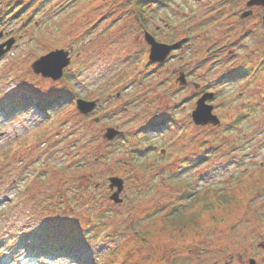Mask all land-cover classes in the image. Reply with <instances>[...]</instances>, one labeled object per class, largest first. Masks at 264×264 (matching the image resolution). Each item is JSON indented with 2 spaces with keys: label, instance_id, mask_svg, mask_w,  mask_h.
I'll return each mask as SVG.
<instances>
[{
  "label": "rangeland",
  "instance_id": "374dc122",
  "mask_svg": "<svg viewBox=\"0 0 264 264\" xmlns=\"http://www.w3.org/2000/svg\"><path fill=\"white\" fill-rule=\"evenodd\" d=\"M29 1L0 0V31L17 37L0 59L1 248L52 225L82 259L40 264H264L257 34L234 35L216 17L200 25L215 12L196 0L147 7L145 26L131 0ZM146 31L189 43L157 65ZM56 49L69 52L63 77L35 74ZM204 90L217 126L192 119ZM97 97L94 115L79 112L76 99ZM109 127L123 133L107 140ZM111 177L123 180L121 203ZM179 213L195 217L178 225Z\"/></svg>",
  "mask_w": 264,
  "mask_h": 264
},
{
  "label": "water",
  "instance_id": "95a60500",
  "mask_svg": "<svg viewBox=\"0 0 264 264\" xmlns=\"http://www.w3.org/2000/svg\"><path fill=\"white\" fill-rule=\"evenodd\" d=\"M145 40L151 46L149 59L152 62L163 63L167 57L169 56L170 52L173 49L178 48L179 45L187 41L188 39H182L179 42L173 45H167L163 43H159L154 36L149 33L145 32ZM13 40L10 39L5 43L0 45V58L10 50L11 46L13 45ZM70 57L69 52L63 49H56L49 52L46 55H42L38 59H36L31 67L35 74L42 75L45 78H50L52 81L60 80L64 75V69L69 65ZM178 82L180 85H186L187 79L186 74L181 72L178 77ZM214 94L213 93H203L196 102V108L192 111V119L195 124L197 125H214L217 126L220 124V119L213 113V106L208 103V101L212 100ZM98 101L97 100H86L84 98H78L76 100V106L79 112L83 115H88L92 113L97 107ZM98 118H96V121ZM123 132L109 127L107 128L106 133L104 134V138L107 140H113L118 135H121ZM111 184L110 187L114 189L116 187V191L111 195V199L115 203H121L122 198L120 194L123 190V180L118 177H111L110 178ZM256 261L251 259L249 264H255Z\"/></svg>",
  "mask_w": 264,
  "mask_h": 264
},
{
  "label": "flooded vegetation",
  "instance_id": "af4514ba",
  "mask_svg": "<svg viewBox=\"0 0 264 264\" xmlns=\"http://www.w3.org/2000/svg\"><path fill=\"white\" fill-rule=\"evenodd\" d=\"M36 1L37 0H30L29 2L33 3ZM196 1L198 2L199 5L202 2L201 7L202 5L206 6L207 8L212 9L213 12H215L214 16H212V18L209 21L208 20L206 22L201 21L202 19L200 17V21H199L200 25L204 26V24H207V23L213 24V21H214L213 18L214 19L215 17L220 18L219 21H222L226 24L230 22V27L233 28L232 31H235L234 35H239V37H241V36H248L249 34L254 33L255 35L257 34L256 37H259L261 44L264 45V0H196ZM166 4H167L166 0H135L134 5H133V0H131V7L133 8V6H135L134 14L136 16V20L140 25H144V26L146 25L145 16H144V12L146 11L145 9L147 7H150L151 5L160 7ZM138 7H141L140 13L138 12V9H137ZM151 34L154 36V38L159 43H163L167 45H173L179 42L180 40H182L181 38L179 40L165 42V41H160L155 34L153 33ZM10 39H12L15 42V39L17 40V37L14 35H10L8 31L7 32L3 30L0 31V45L2 43L7 42ZM183 39H188V40L182 43L181 45H179L178 48L173 49L164 62L174 57L176 52L182 51L185 45L189 43V37L185 36L183 37ZM16 44L17 43L15 42V45ZM150 48L151 46L148 44L149 54H150ZM232 51L230 53H233ZM154 63L157 65L162 64L158 62H154ZM181 72L182 71H180L179 73ZM181 86L185 87L186 85H181ZM203 93H205V90L202 92V94ZM119 95L120 93L118 92L117 96ZM108 97L110 101L114 99L112 95L110 94H108ZM84 99L89 100V101L97 100L98 104H97L96 109L98 108L100 109L102 107V104L100 102V97H97L94 99H88V98H84ZM96 109L88 115H92V114L94 115ZM208 197H210V195H207V198Z\"/></svg>",
  "mask_w": 264,
  "mask_h": 264
},
{
  "label": "trees",
  "instance_id": "16d2710c",
  "mask_svg": "<svg viewBox=\"0 0 264 264\" xmlns=\"http://www.w3.org/2000/svg\"><path fill=\"white\" fill-rule=\"evenodd\" d=\"M138 12L140 13L141 7H138ZM66 79V76H65ZM214 200H209V203H213ZM175 214V213H174ZM182 215V216H181ZM193 213L188 214H176L172 219L179 222L178 225H183L184 221L182 218L192 220ZM181 216V217H179ZM195 220V219H194ZM174 225V224H173ZM177 224H175L176 226ZM43 230L44 235L39 239L32 238V236L26 237L28 243L25 244V239L22 240L16 239L11 246L8 248H1L4 244V238H0V264H8L11 262H18L21 260L25 261L26 264H40L46 261H55L64 259L67 256H73L74 259H82L78 256L75 248V241L72 238H69L66 234L54 230L52 225L45 227ZM62 231V229H60ZM32 239V240H30ZM34 246V247H33ZM37 247V248H35ZM126 256V255H125ZM90 264H95V259L90 260Z\"/></svg>",
  "mask_w": 264,
  "mask_h": 264
}]
</instances>
